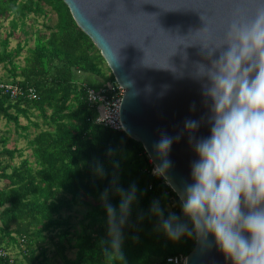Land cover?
I'll return each instance as SVG.
<instances>
[{
	"label": "trees",
	"instance_id": "1",
	"mask_svg": "<svg viewBox=\"0 0 264 264\" xmlns=\"http://www.w3.org/2000/svg\"><path fill=\"white\" fill-rule=\"evenodd\" d=\"M0 16L10 20L5 33L0 25V66L6 70L0 81L38 92L36 99L0 93V121L14 124L17 139L24 138L31 150L25 155V149L10 146L9 128L0 133V246L14 253L15 264H173L169 256L188 255L195 233L169 238L152 211L158 202L164 219L174 213L191 229L178 194L154 174L140 141L96 122L100 106L89 100L88 87L98 89L115 77L68 5L0 0ZM18 31L24 38L13 47ZM89 76L103 81L96 84ZM133 185L136 200L116 253L102 196L107 190L119 216L116 188L130 191ZM79 206L86 213L75 223L65 213ZM0 264L8 261L0 258Z\"/></svg>",
	"mask_w": 264,
	"mask_h": 264
},
{
	"label": "water",
	"instance_id": "2",
	"mask_svg": "<svg viewBox=\"0 0 264 264\" xmlns=\"http://www.w3.org/2000/svg\"><path fill=\"white\" fill-rule=\"evenodd\" d=\"M64 2L125 88L120 106L122 128L143 144L155 167L162 158L154 146L162 134L173 138L167 156L171 167L162 176L179 196L186 185L195 182L192 164L200 159L195 142H189L190 135L195 140L211 135L212 100L204 96V85L210 82L196 73L198 64L210 67L220 50L209 58L203 45L211 47L222 40L234 19L254 17L259 0ZM186 121L199 122L198 129L190 133ZM208 240L210 244H203L197 238L185 264H233L213 234Z\"/></svg>",
	"mask_w": 264,
	"mask_h": 264
},
{
	"label": "clouds",
	"instance_id": "3",
	"mask_svg": "<svg viewBox=\"0 0 264 264\" xmlns=\"http://www.w3.org/2000/svg\"><path fill=\"white\" fill-rule=\"evenodd\" d=\"M259 4L254 17L234 19L222 40L211 47L203 45L209 58L217 50L220 55L211 60L210 67L197 66L196 75L210 82L204 85V96L212 104L208 117L211 135L199 140L189 137L200 157L192 164L195 182L179 193L183 214L192 228L174 213L164 219L158 202L152 209L161 217V227L169 238L179 240L194 232L203 244H210L208 237L213 234L216 245L233 264H264V0ZM198 127L197 121L185 122L190 133ZM172 143L173 138L162 134L154 146L162 158L154 174L164 175L170 169L167 156ZM116 192L121 196L119 216L108 202L107 190L102 200L112 247L119 253L136 187L130 191L116 188Z\"/></svg>",
	"mask_w": 264,
	"mask_h": 264
},
{
	"label": "built area",
	"instance_id": "4",
	"mask_svg": "<svg viewBox=\"0 0 264 264\" xmlns=\"http://www.w3.org/2000/svg\"><path fill=\"white\" fill-rule=\"evenodd\" d=\"M87 91L89 100L100 106V114L97 116L96 122L105 127L123 130L120 120V106L125 88L115 79L106 82L98 89L88 87ZM0 93L12 97L27 96L32 99L38 98V92L35 87H29L24 90L18 83L14 82L0 81ZM22 241L25 242V238H22ZM0 258H5L8 264L16 263L14 253L2 246H0ZM167 260L173 264H185L186 255L169 256Z\"/></svg>",
	"mask_w": 264,
	"mask_h": 264
},
{
	"label": "rangeland",
	"instance_id": "5",
	"mask_svg": "<svg viewBox=\"0 0 264 264\" xmlns=\"http://www.w3.org/2000/svg\"><path fill=\"white\" fill-rule=\"evenodd\" d=\"M51 14H54L53 12ZM34 18V17H32ZM43 20H45V18L43 16L39 17L38 18V23H36V27L38 28H42V22ZM30 22H33V19H29ZM0 25H2L1 27V31L2 32H6L10 29V20L9 19H5L3 17L0 16ZM35 25V23H34ZM20 38H24V35L21 31H18L16 33V36L15 38L12 40L11 42V46H15L17 43L16 41H18V39ZM30 46H33L34 45V38L31 37L29 43H28ZM3 69L0 70V72L2 71ZM22 123L25 124L26 123V119L22 118ZM7 128H9L11 131H10V142H9V145L10 146H20L21 148L25 149V155H30L31 153V150L27 149V141L24 139V138H18L17 139V136H18V133L15 132V126L14 124H10V125H6V121L3 119L0 121V133L4 132V130H6ZM17 161H20V159H17ZM86 206H79V207H75L72 211L70 212H66L65 214H70L72 215V221L75 222V223H78L80 219H82L84 217V214L86 213Z\"/></svg>",
	"mask_w": 264,
	"mask_h": 264
},
{
	"label": "crops",
	"instance_id": "6",
	"mask_svg": "<svg viewBox=\"0 0 264 264\" xmlns=\"http://www.w3.org/2000/svg\"><path fill=\"white\" fill-rule=\"evenodd\" d=\"M1 69H3V70L0 72V77L4 76L5 73H6V70H5V68H4L3 66H0V70H1ZM89 80H90V81H94L96 84H101L102 81H103V79L100 78L99 76H89ZM18 162H19V161H18ZM13 251H16V250H13ZM20 257H21V255H20ZM20 257H19V258H20ZM21 259H22V258H21Z\"/></svg>",
	"mask_w": 264,
	"mask_h": 264
}]
</instances>
